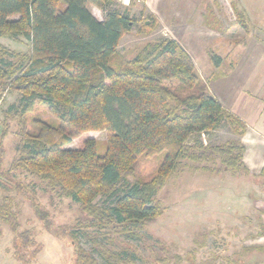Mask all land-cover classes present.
<instances>
[{
  "label": "trees",
  "instance_id": "16d2710c",
  "mask_svg": "<svg viewBox=\"0 0 264 264\" xmlns=\"http://www.w3.org/2000/svg\"><path fill=\"white\" fill-rule=\"evenodd\" d=\"M89 5L101 10L102 19ZM140 20L120 10L115 0H0V38L24 37L30 44L27 52L19 53L0 43V85L20 94L19 103L9 111L25 115L42 103L59 121V125L37 121L36 130L22 133L8 171L34 174L80 204L91 219L83 227L103 232L107 240L106 228L128 231L160 215L158 191L182 159H196L187 145L193 135L229 126L238 141L215 146L214 152L234 174L250 173L242 143L246 122L210 91L181 43L163 38L145 44L132 59L117 54L123 36ZM157 24L152 13L144 19L147 28ZM211 59L216 67L222 63L214 53ZM96 130L108 133L104 155L93 137L81 148L69 147L74 136ZM160 153L165 155L157 173L149 180L138 179V159ZM99 196L112 201L101 207L96 203ZM16 205L12 195H5L0 220L11 222ZM35 208L51 232L48 213ZM19 226L15 224L13 231L22 250L34 243L33 230ZM69 235L74 244L72 264H100L94 252L106 264H137L135 255L114 251L81 229H71ZM85 237L95 246L86 249L81 242ZM16 255L29 262L19 250Z\"/></svg>",
  "mask_w": 264,
  "mask_h": 264
},
{
  "label": "rangeland",
  "instance_id": "374dc122",
  "mask_svg": "<svg viewBox=\"0 0 264 264\" xmlns=\"http://www.w3.org/2000/svg\"><path fill=\"white\" fill-rule=\"evenodd\" d=\"M163 1L160 22L151 29L144 25V19L150 14L144 0L131 3L115 0L120 10L141 18L136 28L121 39L117 54L132 59L148 42L177 39L191 54L199 74L208 81L214 94L228 92L224 86L219 87V81L232 68L239 66L245 73L243 76L248 73V84L233 90L236 94L232 101H236L235 107L240 108L242 115L247 109L255 110L257 100L264 99V0ZM88 7L102 19L98 7ZM0 43L19 53L30 48L24 37L17 41L3 37ZM213 53L222 59L219 67L211 59ZM242 96H247V100ZM0 97V174L3 176H0V202L5 195H12L17 203L11 222L0 220V264H72L71 229H81L114 251L126 250L128 255H135L137 264H264V248H258L263 218L256 208L260 201L254 202V199L264 200V175L243 170L234 174L214 152L215 146L238 141L229 126L190 137L189 155L193 153L196 159H182L158 191L155 202L161 208L160 215L141 226H131L128 231L122 227L106 228L107 240L103 232L83 227L91 219L80 204L52 190L34 174L8 171L17 156L22 133L36 130L37 121L53 125H59V121L42 103L25 115L10 112L9 107L19 103L20 94L2 85ZM250 122H246L247 126ZM89 137L97 140L98 152L104 155L108 137L105 130L76 135L69 147L81 148ZM164 155L140 157L135 167L136 177L151 179ZM15 183H20L22 188L17 189ZM111 201L108 196H99L96 203L105 207ZM36 206L48 213L53 223L51 232L37 217ZM17 223L21 230H33L34 243L27 248L21 246L22 250L17 246L20 240L14 239L13 226ZM81 242L86 249L95 246L89 237ZM17 250L27 255L28 263L17 257ZM94 253L100 264H106Z\"/></svg>",
  "mask_w": 264,
  "mask_h": 264
},
{
  "label": "crops",
  "instance_id": "0c3cea01",
  "mask_svg": "<svg viewBox=\"0 0 264 264\" xmlns=\"http://www.w3.org/2000/svg\"><path fill=\"white\" fill-rule=\"evenodd\" d=\"M119 1L123 3L132 2V0H118V2ZM163 3H164L163 0H144V6L146 7V9L149 10L150 13L156 16L158 22H160L158 16L159 17L161 16L160 10L162 8ZM232 73H235L236 75L233 74L231 76ZM226 74L227 75H224L220 79V81L219 80L217 81H219L220 84L219 87L222 88L224 86L225 91L228 92L227 93L224 92L223 95L221 93L220 96L217 93L215 94L213 93V94L230 111L234 112V109H236L237 112L235 111L234 113L240 116L244 121L246 122L253 121V124H251V122L250 124L248 123V129L246 131V134L242 137V143L246 147V151L244 154V162L248 167L250 173H252L253 175L261 176L264 173V99L259 98V100H257L259 102L256 105V109L255 110L247 109L246 110L247 112H244V114L245 113L246 114L242 115V112L239 111L240 108L235 107L237 103L235 100L234 102L232 101L233 99L232 97L236 94V90L248 84L249 82V77L247 76L248 73H246V76H243L245 75L244 71H242V69L239 66H236L235 68L231 69V73L226 72ZM234 89H236L235 92H233ZM227 97L230 98V101L226 100ZM242 98H244V100L245 99L247 100V96L245 97L242 96ZM254 202H259V205H257L256 208L258 209L257 210L258 212H261V216L263 218L262 225H264V200L254 199ZM260 240L261 241H259L260 243L258 244L264 247V235L260 236Z\"/></svg>",
  "mask_w": 264,
  "mask_h": 264
}]
</instances>
